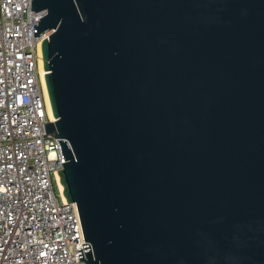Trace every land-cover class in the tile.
I'll return each mask as SVG.
<instances>
[{"label":"water","instance_id":"1","mask_svg":"<svg viewBox=\"0 0 264 264\" xmlns=\"http://www.w3.org/2000/svg\"><path fill=\"white\" fill-rule=\"evenodd\" d=\"M30 11L78 261L264 264V0Z\"/></svg>","mask_w":264,"mask_h":264},{"label":"built area","instance_id":"2","mask_svg":"<svg viewBox=\"0 0 264 264\" xmlns=\"http://www.w3.org/2000/svg\"><path fill=\"white\" fill-rule=\"evenodd\" d=\"M30 0H0V264H86L75 204L59 189L62 163ZM74 207V209H73ZM75 212V214H74ZM76 217V218H75ZM78 227V228H77Z\"/></svg>","mask_w":264,"mask_h":264},{"label":"bare ground","instance_id":"3","mask_svg":"<svg viewBox=\"0 0 264 264\" xmlns=\"http://www.w3.org/2000/svg\"><path fill=\"white\" fill-rule=\"evenodd\" d=\"M41 62H42V60H41ZM42 72H43V70H42ZM42 74H43V73H42ZM48 112H49V115H51V111H50V109L48 110ZM51 118H52V117H51ZM58 186H59V189L62 190V186H61L60 184H59Z\"/></svg>","mask_w":264,"mask_h":264}]
</instances>
